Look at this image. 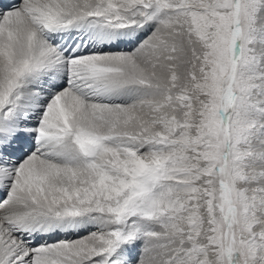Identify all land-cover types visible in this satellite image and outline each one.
<instances>
[{
    "label": "snow or ice",
    "instance_id": "obj_1",
    "mask_svg": "<svg viewBox=\"0 0 264 264\" xmlns=\"http://www.w3.org/2000/svg\"><path fill=\"white\" fill-rule=\"evenodd\" d=\"M0 264H264V0H0Z\"/></svg>",
    "mask_w": 264,
    "mask_h": 264
}]
</instances>
